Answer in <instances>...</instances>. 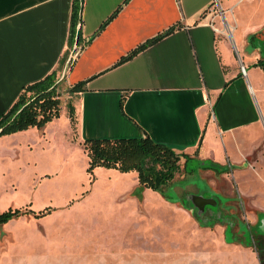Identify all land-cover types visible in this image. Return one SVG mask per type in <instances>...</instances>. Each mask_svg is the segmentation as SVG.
<instances>
[{
	"label": "crops",
	"instance_id": "obj_1",
	"mask_svg": "<svg viewBox=\"0 0 264 264\" xmlns=\"http://www.w3.org/2000/svg\"><path fill=\"white\" fill-rule=\"evenodd\" d=\"M211 3L85 0L83 46L71 67L69 56L61 73L67 91L86 83L83 92H69L80 146L87 139L150 136L199 160L222 165L247 161L257 146L249 144L251 154L243 148L260 120L252 79L257 82L264 76V69L256 66L264 61V48H252L249 37L264 31V0H222L233 39L216 31L222 23L211 22ZM72 6L73 0H0V120L25 87L60 66L70 50ZM172 27V34L121 64L132 51ZM236 39L250 70L245 56L236 53ZM65 127L71 138L70 116L61 110L60 118L43 131L32 128L1 137L0 177L6 172L5 147L13 140L41 134L40 139L51 144V134ZM19 147L11 145L8 152L15 151L18 158ZM238 155L240 163L235 160Z\"/></svg>",
	"mask_w": 264,
	"mask_h": 264
},
{
	"label": "rangeland",
	"instance_id": "obj_2",
	"mask_svg": "<svg viewBox=\"0 0 264 264\" xmlns=\"http://www.w3.org/2000/svg\"><path fill=\"white\" fill-rule=\"evenodd\" d=\"M252 81L260 120L243 152L251 154L252 144L255 152L224 175L190 161L192 175L166 190L171 200L140 186L135 172L100 167L88 173L74 128L71 138L66 127L51 134V144L41 134L13 140L4 150L0 212L51 213L0 226V264H261L251 231L264 214V76ZM66 88L60 87L61 110L70 116L74 100ZM19 144L16 158L8 150ZM193 195L215 200L222 216L214 204L200 213Z\"/></svg>",
	"mask_w": 264,
	"mask_h": 264
},
{
	"label": "trees",
	"instance_id": "obj_3",
	"mask_svg": "<svg viewBox=\"0 0 264 264\" xmlns=\"http://www.w3.org/2000/svg\"><path fill=\"white\" fill-rule=\"evenodd\" d=\"M85 0H73L71 32L69 46L72 50L75 44L82 47L83 22L82 14ZM80 26V28H79ZM176 27L163 34L147 41L128 56L122 59L125 63L140 52L157 44L165 37L175 31ZM263 33L253 34L249 37L252 48L263 46ZM68 51L61 61L58 69L46 76L44 79L28 85L24 88L18 101L10 111L0 120V138L19 132L37 128L43 131L46 126L60 118L61 114V93L60 87L64 79H61L67 60L71 51ZM257 67L264 69V61H260ZM71 67V64L68 65ZM86 83H79L72 87L69 92L80 93L85 90ZM70 109V119L74 131H76L75 107ZM83 149L89 158L88 173L93 174L96 168L115 169L121 173L135 172L138 174L140 186L152 190L167 200L172 196L166 194V190L182 176L192 175L188 165L192 160H199L188 154L177 153L174 149L154 141L150 136L144 138H118V139H87L82 143ZM202 170L213 171L218 175L231 172L229 165H222L217 162L199 160ZM51 213V208L40 212L32 209H8L0 212V226L23 216L33 215L37 218L44 217ZM260 221L258 220V230H252L254 246L260 257L261 264H264V233L259 231Z\"/></svg>",
	"mask_w": 264,
	"mask_h": 264
},
{
	"label": "built area",
	"instance_id": "obj_4",
	"mask_svg": "<svg viewBox=\"0 0 264 264\" xmlns=\"http://www.w3.org/2000/svg\"><path fill=\"white\" fill-rule=\"evenodd\" d=\"M207 14L211 17V22L215 23V19H220L222 23L221 28H216V31L219 34H225L229 38L233 39V31L230 26V23L227 20V11L223 7L222 0H212V3L207 11ZM81 51V48L77 46H74V48L71 50L70 58L68 65L72 64L74 59L77 57L79 52ZM67 65V66H68ZM241 72L243 75H247V70L245 66H241Z\"/></svg>",
	"mask_w": 264,
	"mask_h": 264
},
{
	"label": "water",
	"instance_id": "obj_5",
	"mask_svg": "<svg viewBox=\"0 0 264 264\" xmlns=\"http://www.w3.org/2000/svg\"><path fill=\"white\" fill-rule=\"evenodd\" d=\"M79 28H80V26H79ZM262 47L264 48V42H263V46ZM194 197L197 199V203L196 202L195 203H196V206L199 208V212L200 213H202L205 210L207 205H212V204L216 205L217 204V202L215 200H214V202L210 203L211 201L207 200L202 195L201 196L193 195L192 198H194ZM259 221H260V224H261L260 227H259V231H262L264 233V214H261L259 216Z\"/></svg>",
	"mask_w": 264,
	"mask_h": 264
},
{
	"label": "flooded vegetation",
	"instance_id": "obj_6",
	"mask_svg": "<svg viewBox=\"0 0 264 264\" xmlns=\"http://www.w3.org/2000/svg\"><path fill=\"white\" fill-rule=\"evenodd\" d=\"M227 165H229V164H227ZM229 166H230V165H229ZM205 172H208V173H209V172H212V171H206V170H205ZM213 173L216 174V175H218V174L215 173V172H213ZM230 173H231V172H230ZM222 175H224V174H222ZM185 177H187V176H185ZM180 192H182L183 194L185 193V192H183V191H180ZM216 206H218V209L215 210V211H217V212L220 211V212H221V216H222L223 213H222V211H221L220 205H219V204H216ZM213 211H214V210H213ZM251 229H252V227H251Z\"/></svg>",
	"mask_w": 264,
	"mask_h": 264
}]
</instances>
